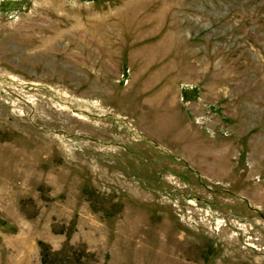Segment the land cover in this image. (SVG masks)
<instances>
[{"label":"rangeland","instance_id":"rangeland-1","mask_svg":"<svg viewBox=\"0 0 264 264\" xmlns=\"http://www.w3.org/2000/svg\"><path fill=\"white\" fill-rule=\"evenodd\" d=\"M0 264H264V0H0Z\"/></svg>","mask_w":264,"mask_h":264}]
</instances>
